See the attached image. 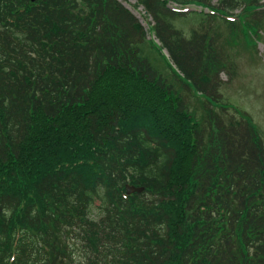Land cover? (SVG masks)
Instances as JSON below:
<instances>
[{
	"label": "trees",
	"instance_id": "1",
	"mask_svg": "<svg viewBox=\"0 0 264 264\" xmlns=\"http://www.w3.org/2000/svg\"><path fill=\"white\" fill-rule=\"evenodd\" d=\"M133 6L147 28L121 0H0V264H264V142L218 98V35L173 24L232 42L264 2Z\"/></svg>",
	"mask_w": 264,
	"mask_h": 264
},
{
	"label": "rangeland",
	"instance_id": "2",
	"mask_svg": "<svg viewBox=\"0 0 264 264\" xmlns=\"http://www.w3.org/2000/svg\"><path fill=\"white\" fill-rule=\"evenodd\" d=\"M210 1L211 4L217 6L220 0ZM121 2L134 13L144 28H147V21L151 19H145L142 16L144 14L142 7H134V0H121ZM261 2H264V0H261ZM201 8L205 10L206 7L196 4L187 7L189 10H200ZM240 9L237 7L233 11L236 13L241 11ZM260 20L263 25L264 19ZM173 24L181 30L182 37L187 39L192 36L194 30L201 34L206 27L211 30L209 33L218 35V45L222 49L224 58L230 64L227 70L220 72L218 75L219 81L216 89L217 94H219L218 98L223 103H228L230 107H237L243 114H248L251 118L250 120H252L251 122L257 128L261 140L264 142V27L257 31L254 27H248L244 34L236 30L238 34L237 42H231L229 39L227 42L226 39L229 36L230 28L218 18L205 20L202 15L185 14L184 17L174 20ZM144 47L145 54L149 57L151 64L165 78L164 81L172 82L173 76L167 66H165L166 61L164 58L159 53L146 52V49H148L147 45L144 44ZM174 87L176 88V85ZM178 90L181 91L180 89ZM184 93L187 111L198 107L196 115H200L202 111L197 100L190 95V91L182 92V94ZM226 113L228 114L230 111L228 110ZM237 118H239L238 114ZM96 206H94L95 211H97ZM79 252H81L80 247L75 250L77 256Z\"/></svg>",
	"mask_w": 264,
	"mask_h": 264
},
{
	"label": "water",
	"instance_id": "3",
	"mask_svg": "<svg viewBox=\"0 0 264 264\" xmlns=\"http://www.w3.org/2000/svg\"><path fill=\"white\" fill-rule=\"evenodd\" d=\"M129 189H130V188H129ZM130 190H131V189H130ZM132 190H137V191H138V190H139V188H132Z\"/></svg>",
	"mask_w": 264,
	"mask_h": 264
}]
</instances>
